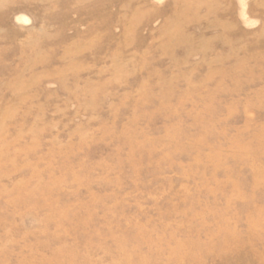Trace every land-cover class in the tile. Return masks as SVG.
<instances>
[{"label": "rangeland", "instance_id": "374dc122", "mask_svg": "<svg viewBox=\"0 0 264 264\" xmlns=\"http://www.w3.org/2000/svg\"><path fill=\"white\" fill-rule=\"evenodd\" d=\"M0 264H264V0H0Z\"/></svg>", "mask_w": 264, "mask_h": 264}]
</instances>
